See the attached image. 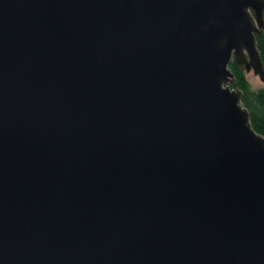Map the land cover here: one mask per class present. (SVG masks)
<instances>
[{
	"label": "water",
	"instance_id": "water-1",
	"mask_svg": "<svg viewBox=\"0 0 264 264\" xmlns=\"http://www.w3.org/2000/svg\"><path fill=\"white\" fill-rule=\"evenodd\" d=\"M264 0H0V264H264Z\"/></svg>",
	"mask_w": 264,
	"mask_h": 264
},
{
	"label": "trees",
	"instance_id": "trees-1",
	"mask_svg": "<svg viewBox=\"0 0 264 264\" xmlns=\"http://www.w3.org/2000/svg\"><path fill=\"white\" fill-rule=\"evenodd\" d=\"M255 36L256 45L259 47L260 57L264 64V23L262 30L256 32ZM236 83L241 87V101L247 106L250 122L255 129L264 133V84L252 86L240 72L237 73Z\"/></svg>",
	"mask_w": 264,
	"mask_h": 264
},
{
	"label": "rangeland",
	"instance_id": "rangeland-1",
	"mask_svg": "<svg viewBox=\"0 0 264 264\" xmlns=\"http://www.w3.org/2000/svg\"><path fill=\"white\" fill-rule=\"evenodd\" d=\"M244 76L252 86L264 84V79H261L258 73L251 69V67L244 69Z\"/></svg>",
	"mask_w": 264,
	"mask_h": 264
},
{
	"label": "flooded vegetation",
	"instance_id": "flooded-vegetation-1",
	"mask_svg": "<svg viewBox=\"0 0 264 264\" xmlns=\"http://www.w3.org/2000/svg\"><path fill=\"white\" fill-rule=\"evenodd\" d=\"M229 67L230 69L233 70V74H234V78L232 79V81H230V85H238L236 83V77H237V73L240 72L241 74L243 73L244 74V69L245 67L244 66H240L236 59H234V55H233V52L231 54V57H230V61H229ZM244 68V69H243ZM248 69V68H246ZM233 82V83H232ZM232 83V84H231ZM239 86V85H238Z\"/></svg>",
	"mask_w": 264,
	"mask_h": 264
}]
</instances>
